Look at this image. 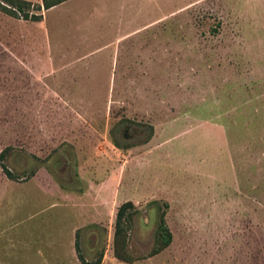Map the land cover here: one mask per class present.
Here are the masks:
<instances>
[{"label":"rangeland","instance_id":"rangeland-1","mask_svg":"<svg viewBox=\"0 0 264 264\" xmlns=\"http://www.w3.org/2000/svg\"><path fill=\"white\" fill-rule=\"evenodd\" d=\"M2 150L0 264H264V0L0 11Z\"/></svg>","mask_w":264,"mask_h":264},{"label":"trees","instance_id":"trees-1","mask_svg":"<svg viewBox=\"0 0 264 264\" xmlns=\"http://www.w3.org/2000/svg\"><path fill=\"white\" fill-rule=\"evenodd\" d=\"M64 0H41V4L31 3L27 0H0V11L13 16L15 18H21L23 20L29 21H38L41 19V9H47L55 4L60 3ZM128 120L125 118L119 119L116 122V126H123ZM143 128V131L146 133L143 142L147 141L150 135L152 134V128L149 124H137ZM116 129V131L118 130ZM111 134L112 144L121 149L128 148L134 144L129 142H122L113 130L109 131ZM3 150L0 151V168L1 171L7 178H12L13 175L2 163ZM163 207H166V203H163ZM136 212V209L131 201L126 200L121 202L115 211L114 223H113V255L117 259L123 261H129L130 259L125 256V254L120 250L118 246V240L125 235L127 229V221L130 217ZM156 238L157 246L150 251V255L158 253L163 247L167 246L171 240V233L168 230L165 221H164V210H161L157 216V225H156ZM74 251L76 257L81 264H99L100 257L96 258L94 261H87L84 259L80 252L79 242L77 237L74 239Z\"/></svg>","mask_w":264,"mask_h":264},{"label":"crops","instance_id":"crops-1","mask_svg":"<svg viewBox=\"0 0 264 264\" xmlns=\"http://www.w3.org/2000/svg\"><path fill=\"white\" fill-rule=\"evenodd\" d=\"M28 1V0H27ZM72 0H64V1H61L60 3H58V4H61V3H64V2H71ZM32 3V2H31ZM35 4H41V0H40V3H35ZM58 4H55V5H53V6H56V5H58ZM53 6H51V7H53ZM51 7H49V8H51ZM48 9V8H47Z\"/></svg>","mask_w":264,"mask_h":264}]
</instances>
